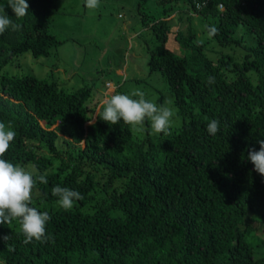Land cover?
I'll return each mask as SVG.
<instances>
[{"label": "trees", "instance_id": "trees-1", "mask_svg": "<svg viewBox=\"0 0 264 264\" xmlns=\"http://www.w3.org/2000/svg\"><path fill=\"white\" fill-rule=\"evenodd\" d=\"M174 1L157 0L164 16L143 23L155 43L146 49L148 73L163 77L182 119L171 135L138 140L129 125L99 119L101 105L87 124L97 103L86 104L89 89L0 75V122L17 133L2 158L47 171L33 206L49 213L46 230L55 236L25 245L17 221L0 225V236L10 237L0 240V264H264L244 241L264 217V177L247 159L264 139V0H186L218 29L208 38L243 50L239 63L208 59L192 35L169 27L164 6ZM26 2L22 19L5 9L22 28L0 35V70L23 53L47 57L61 43L46 28L53 0ZM238 27L254 44L234 37ZM168 37L189 57L168 50ZM211 119L220 122L215 136L206 131ZM56 185L83 199L61 209L51 195Z\"/></svg>", "mask_w": 264, "mask_h": 264}, {"label": "rangeland", "instance_id": "rangeland-1", "mask_svg": "<svg viewBox=\"0 0 264 264\" xmlns=\"http://www.w3.org/2000/svg\"><path fill=\"white\" fill-rule=\"evenodd\" d=\"M27 1V0H26ZM157 0H99L95 9L85 7V0H53L55 9L46 22L47 32L60 45L47 57L33 58L28 52L14 57L0 70V75L11 77L33 76L37 79L53 80L57 88L73 91L89 89L88 105L93 108L92 123L98 107L106 94H131L134 89L145 92L146 99L157 104L171 100L163 77L158 72L148 73L146 49L152 47L154 39L143 23L152 18L164 16ZM6 4V0H1ZM167 24L175 27L185 36L190 34L193 41L201 45L202 53L210 60L231 59L239 63L244 55L239 46H218L208 38L206 26L209 18H201L192 11L186 0H175L164 7ZM5 9H10L5 7ZM149 25V24H148ZM147 25V26H148ZM234 37L241 38L242 44H254L252 36L243 27H238ZM165 47L180 57H189L188 48L168 37ZM260 73L264 75V66ZM254 82L256 74L247 73ZM135 98V97H134ZM175 114L170 131L181 124V117ZM133 136L140 140L151 131L138 132L131 126ZM244 241L252 247L253 256L264 255V217L255 223Z\"/></svg>", "mask_w": 264, "mask_h": 264}, {"label": "clouds", "instance_id": "clouds-1", "mask_svg": "<svg viewBox=\"0 0 264 264\" xmlns=\"http://www.w3.org/2000/svg\"><path fill=\"white\" fill-rule=\"evenodd\" d=\"M98 6L99 0H85V7L89 9ZM5 7L11 9L16 20L29 14V4L26 0H6V4H0V35L8 30L17 32L22 28L21 24L15 23L13 17L6 13ZM206 27L210 38L218 33L215 26ZM214 82V77L208 78L209 84ZM172 103L171 100H165L157 104L146 99L145 92L140 89H134L131 94H106L101 104L103 111L99 119L112 125L123 122L138 132L147 131L146 121H150L152 133L167 136L171 135L170 129L175 114ZM206 131L215 136L220 131L219 120H209ZM16 135L11 122H0V225L17 221L24 237L22 243L25 245L33 241L54 243L55 236L46 230L51 216L47 211H40L33 206V193L38 190L37 184L48 183L47 171L41 173L35 164H14L2 158ZM257 143L259 150L249 148L247 159L253 165V170L264 177V139H258ZM51 195L57 197V205L65 211L71 210L77 201L83 199L78 191L59 185L52 188ZM9 239V236H0L3 242ZM8 250L14 251V247L8 245Z\"/></svg>", "mask_w": 264, "mask_h": 264}, {"label": "built area", "instance_id": "built-area-1", "mask_svg": "<svg viewBox=\"0 0 264 264\" xmlns=\"http://www.w3.org/2000/svg\"><path fill=\"white\" fill-rule=\"evenodd\" d=\"M219 7V9L221 8L220 6H218Z\"/></svg>", "mask_w": 264, "mask_h": 264}]
</instances>
